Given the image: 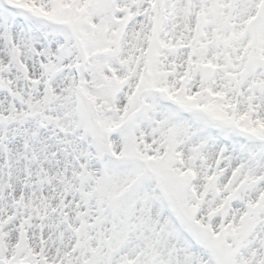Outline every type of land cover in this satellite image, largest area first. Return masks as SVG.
Masks as SVG:
<instances>
[{"label": "snow or ice", "instance_id": "1", "mask_svg": "<svg viewBox=\"0 0 264 264\" xmlns=\"http://www.w3.org/2000/svg\"><path fill=\"white\" fill-rule=\"evenodd\" d=\"M0 264H264V0H0Z\"/></svg>", "mask_w": 264, "mask_h": 264}]
</instances>
